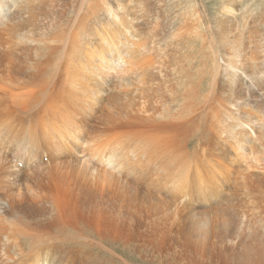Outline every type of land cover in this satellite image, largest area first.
I'll return each instance as SVG.
<instances>
[{"label": "bare ground", "instance_id": "bare-ground-1", "mask_svg": "<svg viewBox=\"0 0 264 264\" xmlns=\"http://www.w3.org/2000/svg\"><path fill=\"white\" fill-rule=\"evenodd\" d=\"M56 1L0 0V139L27 134L33 153L38 134L51 151L52 133L71 137L68 147L85 145L101 168L73 175L75 166L58 159L56 189L30 203L26 182L33 177L17 169L22 191L2 176L0 264H124L115 251L133 242L121 228L127 201L135 203L127 216L136 230L133 252L150 264H264V241L246 216L253 207L264 224L263 100L251 91L264 89V45L253 38V16L240 15L243 2L223 0L213 19L229 50L218 98L216 87L211 97L204 91L206 62L184 48L201 36L205 17L194 0L189 17L162 7L166 0H116V9L90 0L78 27L66 11L60 25L54 22ZM163 13L183 22H162ZM225 102L236 113L226 109L221 120ZM68 103L97 116L94 134L71 128ZM129 179L134 197L124 190ZM112 206L120 217L106 233L104 210ZM105 242L114 248L109 259Z\"/></svg>", "mask_w": 264, "mask_h": 264}, {"label": "rangeland", "instance_id": "rangeland-1", "mask_svg": "<svg viewBox=\"0 0 264 264\" xmlns=\"http://www.w3.org/2000/svg\"><path fill=\"white\" fill-rule=\"evenodd\" d=\"M171 1L173 2L172 4L170 3ZM65 2H66V4H65ZM103 2L106 3V4L112 5L116 9V5H115L116 0H104V1H101V3H103ZM194 2L196 3V6L199 9V10H197L198 14H201L202 16H205V17H202L203 24H202V30L200 31L201 32L200 33L201 36L199 37V36L194 34L195 37H193L191 35V38L193 37L192 40H191L192 42L186 41V43H184V48L185 49L187 48L186 50H193L194 49V52H192V53L197 54L199 60L203 59L204 63L206 62V65H205L206 68H204L205 70H203L201 72V74L202 73L205 74V79L206 80L204 79L203 83L207 82V84H204V85L205 86L208 85V89H206V90L204 88L203 89H204V91H206L205 93H209L210 94L209 96L211 97L212 96L211 92L213 91L212 89H213V87H216L217 88L216 91L218 93V98H219V96H220V85H221V82H222V74L221 73H222V69L224 70V67H225V65L222 63V60L229 53V50L223 46V40L220 38L221 34L214 27L213 19H214V16L216 14H218L217 8L221 5L223 0H194ZM241 2H243V3H241V5L239 6L240 13H241L240 15L242 16L243 14H246L245 17L243 18L245 21L251 20L252 16H253L252 22L255 23V28L258 29V30H256V32L252 33L253 36H254L253 38H254V40H256L255 42L259 43L260 45H262V44L264 45V0H241ZM164 3H163L164 5L161 4L162 7L163 6L170 7L173 10V12H175L176 14H179V13L176 12V10H179L180 13L186 11V12H188V17H189L192 14V12H193V10H191L192 9V4H193L192 0H170V1L166 0ZM90 4H91L90 0H57L53 4V6H54V10H53L54 16L53 17L55 19L54 22H58L57 24L60 25V23L64 21V19L61 17V15L66 11L67 14L69 15L68 17H71V18H67V19H71V21L73 23H75V25L77 27H78V24L81 22V26H82V22H84L85 19L86 20L88 19L87 13L89 11V7L88 6ZM131 5H132V7H131ZM136 7L137 6L134 4V2H132V4L130 2V7H129L130 9L129 10H133L134 9V11L132 13V17L133 18H135L136 14H137V12L135 11ZM51 8H53V7H51ZM131 8H133V9H131ZM246 9L248 10V12L246 11ZM204 12H206V13H204ZM70 14H72V15L70 16ZM7 15H8V13H7ZM183 16L186 17L187 15L183 14ZM163 17L165 19L161 20L162 22L164 20H166V19H167L166 20L167 22L171 19L172 20L171 22H174L175 25L177 24V22H180V23L183 22L182 21L183 17H179V19H178V16H177L174 19L172 17L164 15V13H163ZM168 17H169V19H168ZM206 25H207V27H206ZM208 25H210V26H208ZM77 27H75V29H77V31H78L80 28H77ZM98 28H100V27H98ZM46 29H52V28H46ZM54 29L55 28H53V31H54ZM261 37H263V39ZM196 38H197V40H196ZM193 39H194V41H193ZM221 40H222V45L220 43ZM260 41H262V42H260ZM90 43L97 45V43H95V41H92V39H91ZM94 49H95V46H94V48H92V51H94ZM225 49H227V50H225ZM259 51H260V49H259ZM124 54L125 53L122 52V55L124 56V58L126 57V59H128L126 54L125 55ZM126 59H125V61H126ZM63 61L64 60L61 59V62H63ZM260 61H262L263 64L261 63V65L259 67L261 68V70H264V58L260 59ZM201 65L203 66V63H201ZM50 68L53 71V68H55V67H53V65H51ZM250 69H251V72H252L253 67L248 68V71ZM49 73H51L50 70L48 71V74ZM126 75L128 76L127 73H125V74L121 73V74H119L117 76L119 77L118 79H120V78H123V77L126 78L127 77ZM117 76H115V78H114L115 80H116ZM123 80H124V78H123ZM115 82L117 83V82H120V81L117 80ZM195 85L197 86V83ZM251 91L253 93L258 94V96L262 97V100H263V104L262 105L263 106L261 108L264 110V89H260V91L259 90L257 91L256 88H251ZM257 92H259L260 94L257 93ZM224 96L228 97L229 94L225 93ZM61 98L63 99V96ZM46 100H48V99H46ZM78 101H80V100H78ZM68 104H69V109L73 110V112H74V113H72L70 115L71 116V120H72V124H73V126L71 128L80 127L83 130L84 129L88 130V133H90V134L93 133L94 134L96 132V130L98 129V126H99L98 125L97 116L95 117V116L91 115L90 112L86 113L85 110H82V109L80 110L79 108L77 109V107H74L75 106L74 103H68ZM225 106L226 107L222 108V111H223L224 114L220 110V119L222 118L221 120H223L225 114H227V110L226 109L230 110L231 115L236 113L235 109L230 107L229 105H227L226 102H225ZM238 108L240 109V107H238ZM262 109H260L261 112L258 113L257 118L259 120L263 121L262 123H264V111H262ZM252 112H254V111H252ZM42 115L43 114L35 115V116H33V119L36 120L39 117H41ZM90 115L92 117H90ZM261 115L263 117H261ZM25 126H27V122H26ZM26 135L27 134L22 135L21 141L20 140L19 141L9 140V139H6L5 136H4L3 140L0 139V141H1L0 142V184H5L4 181L1 180L2 176H6V177H9V178L11 177V180H9V181L13 182L12 183V185H13L12 187H19V188L22 189V191H24L26 189L24 187V184H22V183L20 184V179L16 178L17 176H19V177L22 176L21 174H19L20 173L19 170H17V169H21L20 170V171H22L21 173H24V175H30V178L33 177L32 181H30L28 179V182H26V184L28 186H31L30 190L27 191L28 193L27 192L25 193V195L27 197V202H29V203L32 202L31 196H33V195H39L41 193H45L46 191L54 192V189H56L55 185L58 182L57 181V177L54 174H55V172L57 170H59L58 168H60V166H61L59 160L68 162L69 164H72L73 166H75L73 168L74 170H72V172H71V174L73 173V175L77 174L78 172H80L81 171L80 169L85 170V173L86 172L89 173L90 172L89 170L83 168L85 166L89 167L88 169H92V168H96L97 169V167L101 168L100 165L98 166V163H97V162H100V161H96L95 158H92V157H94V152H93V155H90L92 152L90 150L88 151L87 147H85V145H84V147H82V149L81 148H75L74 146H71V148L68 147L70 145V142H71V137L70 138H61L60 136L52 133L51 138L54 139V141H53L54 147H53V151H51L52 149H48L46 147L45 142L42 141V136L41 135L39 136V134H38L37 138L35 139L36 143L37 142L38 143L36 145L35 151L32 153V152H29L26 149V143L27 142L23 141V139H28ZM0 136H2V135H0ZM203 140H204V138H203ZM203 144L207 145L206 144V140L203 142ZM203 144H202V146H203ZM102 150H104V149H102ZM203 150H205V149L203 148ZM107 151H108L107 149H105L104 151L100 150L99 154L103 155V156H106V155L108 156L109 154H108ZM89 152H91V153H89ZM199 152L201 153V151H199ZM67 159H68V161H67ZM92 159H93V162H92ZM94 159H95L96 163H95ZM27 161H28V166L26 168ZM50 172H52V173H50ZM109 172H111V170H109ZM51 174H53V175H51ZM31 175H33V176H31ZM34 175H35V177H34ZM125 184H126V187L124 188L125 192H127V193L129 192L130 197L131 196L134 197L135 196V192H136L135 182H133V180L129 179L128 183H125ZM118 188H119V186H118ZM122 189H123V186L121 185L120 191ZM37 190H39V191H37ZM1 192L2 191L0 190V193ZM52 194L54 195L55 193H52ZM131 203H133V202L127 201L126 204L124 203L126 206L124 204H121V206H120V207L123 208L122 212H121V214H122L121 215V217H122L121 218V228L124 225H126L128 227L129 224H130L129 227H131V229L129 227H128L129 229L127 227H125V229L128 230V231H124L123 230V234H125L124 236L126 238L130 237L128 239L129 241L133 239V242H131V241L129 242L127 240L129 243L125 246L126 248L123 246L122 247V251H121V249L119 247L118 251H115V252L119 256L121 255L120 256L121 259L123 260V262L125 261L124 264H127V263L128 264H150L147 261L146 257H142V256H140L138 254H137L138 255L137 256L135 254V252H133L134 249H135L133 245L135 244V247H136V243L134 241L135 240V235H136V230H135V227L133 226L134 224H131L133 221H129L128 222V217H129L128 214H129L130 211L131 212L134 211L135 207H132V206H134L135 203H133L134 205H132ZM81 204H88V202L87 203H81L80 202L79 205H81ZM130 207L132 209L133 208L134 209L131 210ZM107 211H108V213H107ZM252 212H254V213H252ZM124 214H125V216H124ZM252 215H253L254 218L252 217ZM117 216H118V214L115 211V206L109 207V208L104 210V218L105 217L106 218L103 219V221L107 224L106 233L110 232V230H113L115 228V225H114L115 219H114V217L116 218ZM123 216H124V218H123ZM246 216L248 218L247 220H249V222L252 224V228L253 227L256 228V229L253 228L252 232L255 234V230H256V235L257 234H258V236L261 235L260 239H262L264 241V238H263V236H264V234H263L264 233V227L263 228L260 227L262 225L264 226V224L261 223L259 225L260 222H259V218L257 217L256 210L254 211L253 207L249 206V210L247 211ZM118 217H120V216H118ZM111 224H113V225H111ZM255 225H257V227L259 226L260 229H257V227ZM113 226H114V228H113ZM133 227H134L135 232H134V230L132 231ZM259 232H260V234H259ZM129 234H133V236L129 235ZM104 244H106L105 246H107L108 248L106 247L104 249L105 251H107V253L104 252L103 255H104V257L106 259H109L108 255L111 256L113 254L114 248L112 249L111 245H109L107 242H105ZM116 247H118V246L116 245ZM129 249L134 254L131 253V251ZM263 251H264V248H263ZM135 255H136L137 258H135ZM130 257H132L133 259L130 258ZM105 258L103 259V261L106 260ZM108 261H110V260H108ZM232 261H234V260H232Z\"/></svg>", "mask_w": 264, "mask_h": 264}]
</instances>
